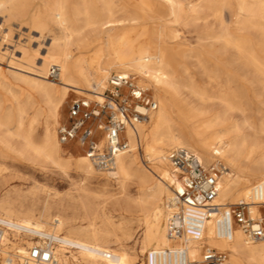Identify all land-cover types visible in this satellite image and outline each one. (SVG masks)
<instances>
[{
    "label": "rangeland",
    "instance_id": "rangeland-1",
    "mask_svg": "<svg viewBox=\"0 0 264 264\" xmlns=\"http://www.w3.org/2000/svg\"><path fill=\"white\" fill-rule=\"evenodd\" d=\"M28 1L32 15L40 13L46 20L49 18L48 0ZM55 1L67 6L71 25L81 31L88 43L100 39L102 24L109 20V11L115 15L113 34H133L143 30L155 35L161 33L164 44L180 52L181 56L174 64L177 78L182 83L193 80L199 91L192 94L180 85L175 92L176 114L183 121L188 117L193 124L204 121L211 131L244 139L248 147L244 164L252 183H257L264 175V0ZM47 22L45 29H39L30 20V15L21 22L14 20L12 23H5L0 17V37L2 32L11 31L9 43L0 42V51L5 53L0 57V202L9 197L21 203L24 210L32 207L41 210L48 205L54 212L63 211L68 228L62 236L72 228L97 229L104 235L100 238L103 243L114 249L123 247L128 252L130 264H147L148 254L141 250L145 219L142 201L163 182L157 166L144 149V134L140 131L144 125L139 127L141 147L136 144L140 149L135 151L138 176L125 185L101 174L92 176V179L79 174L75 162L85 151L77 143H60L62 157L59 163H54L28 148L19 137L21 133L33 135L30 137L34 144L41 146L45 126L51 120L49 101L40 85L51 82L58 85L53 77V73L58 75V68L52 67L48 79H45L40 75L39 67L46 54L45 44L50 42L49 36L57 32L56 24ZM24 44L39 49L38 59L30 66L20 60ZM119 73L137 75L140 80L143 77L134 71L114 69L103 91L109 88L110 77ZM149 83L153 85L150 77ZM69 93L70 98L65 102L62 117L56 125L57 133L67 121L71 103L82 97L88 98L72 91ZM144 130L148 134L150 129ZM183 138L187 140L185 136ZM170 151L166 152V157ZM223 162L228 165L226 160ZM170 173L174 182L177 181L171 170ZM174 188L171 187L170 195ZM258 210L256 218L263 215L264 206H258ZM210 237L208 231L207 240ZM245 264H264V258L248 259Z\"/></svg>",
    "mask_w": 264,
    "mask_h": 264
},
{
    "label": "bare ground",
    "instance_id": "bare-ground-1",
    "mask_svg": "<svg viewBox=\"0 0 264 264\" xmlns=\"http://www.w3.org/2000/svg\"><path fill=\"white\" fill-rule=\"evenodd\" d=\"M29 3L28 0H0V17L5 19V23H12L14 20L21 22L30 15V20L39 29H45L48 24L47 21L56 24L57 32L49 36L48 40L50 42L45 44L46 54L42 56V64L39 66L41 69H39L40 75L48 79L52 67L58 68V75L54 74L53 77L57 79L58 85L63 87L59 88L57 83L52 82L49 85H40L43 94L49 101L51 120L45 126V136L41 146L34 144L30 137L33 135L19 134L25 145L47 160L59 163L63 152L61 142L57 136L56 125L59 124L62 117L65 102L70 98L69 91L87 96L91 101L101 100L106 91L103 90L106 88L111 71L122 69L126 72L140 73L143 76L140 82L153 90L154 97L159 104V109L150 115L151 118L154 114L151 120L149 119L148 122L143 124L144 126L140 131L141 134H144L146 154L151 162L157 166V172L160 173L163 182V184H159L152 189L142 201L145 205V219L141 235V250L143 253L148 254L147 264H165V261L166 264H169V254L171 255L172 264H175V257L177 264H180L181 259L185 264H202L204 263L202 253L203 249L206 248L227 253L229 260L227 259L226 262L221 264H245L248 259L264 258V239L255 242L260 244L250 248L249 245L251 244L245 242L244 234L238 227L234 230L231 241L221 239L218 237L221 220L216 221L215 218L208 222L206 231L199 240L185 238L180 241H172L168 236V209L166 204L165 209L162 207L164 205L163 199L168 200L176 192H182L183 185L174 174L169 159L166 157V152L177 147H187L195 150L200 154L202 157L200 158L206 165L213 164L219 159L226 160L229 167L225 163L228 171L222 178L221 191L216 201L218 205L230 207L244 204L255 219V216L260 212L258 206H264V175L258 179L257 183H252V178L244 164L248 151L246 141L211 131L204 125V121L193 124L191 120H187L189 117L187 119L185 117L186 120L183 121L176 114L175 108L178 105L175 92L180 85H183L192 94H198L199 92L193 80L189 79L187 82L182 83L177 78L174 64L177 62L176 58L181 56L180 52L165 45L161 33L155 35L144 30L133 34L127 32L111 33L116 26L115 15L112 11H109V20L102 24L100 39L88 43L81 31H76L71 25L66 13V5L55 0H48L49 18L46 20V17L40 13L32 15ZM90 24L91 20L88 18V25ZM0 27L2 26L0 25ZM10 33L9 30H7V33L2 32L0 42L9 43ZM37 33L42 36L41 31ZM41 45L43 44L41 43ZM0 53V57L5 55L4 52L0 51ZM20 53L22 55L20 60L25 61L30 66L35 62L39 49H31L24 44ZM149 77L153 85L149 83ZM191 125L192 128H190ZM147 127L150 129L148 134L144 130ZM128 138L132 149L130 152L118 155L113 170L104 172L97 170L86 155L82 154L75 162L79 174L86 179L101 174L108 179L116 180L121 185L133 180L138 176L135 151L140 148H136V138L131 130H128ZM170 170L177 181L174 182L171 178ZM172 186L175 187L173 189L174 193L170 195L169 191ZM24 208L21 203L19 204L9 197L0 202V218L10 225V229L6 230L5 239L2 243L0 264H21L20 261L25 247H33L38 242L32 236L21 235L14 229V225H23L35 229L40 234L59 237L61 244L57 247L56 257L66 264L131 263V256L128 252L123 247L114 249L103 243L100 238L104 235L97 229L72 228L66 236H62L63 231L68 228L63 211L54 212L52 207L48 205H45L41 210L34 207L25 210ZM165 219L166 224L164 225ZM208 231L211 234L209 240H207Z\"/></svg>",
    "mask_w": 264,
    "mask_h": 264
},
{
    "label": "built area",
    "instance_id": "built-area-1",
    "mask_svg": "<svg viewBox=\"0 0 264 264\" xmlns=\"http://www.w3.org/2000/svg\"><path fill=\"white\" fill-rule=\"evenodd\" d=\"M158 106L153 90L140 82L137 75L114 74L101 100L82 97L71 103L58 137L63 145L79 144L97 170L111 171L118 155L131 151L128 130L134 133L137 146H141L139 127L149 121ZM168 159L183 185V191L176 192L166 202L167 233L172 241L199 240L214 218L221 220L218 231L221 239L231 241L236 227L248 244L264 239V213L255 219L244 204L226 207L216 203L222 178L228 171L223 160L206 165L198 153L186 147L172 149ZM8 229L9 223L0 218V252ZM14 229L38 241L33 247H25L21 264H66L56 257L61 244L59 237L40 234L23 225H14ZM203 257L206 264H221L228 259L227 253L210 248L205 249ZM169 264H172L170 254ZM180 264L185 262L181 259Z\"/></svg>",
    "mask_w": 264,
    "mask_h": 264
}]
</instances>
